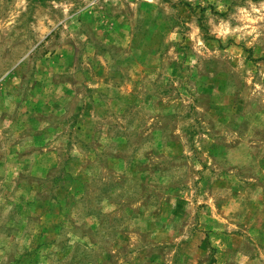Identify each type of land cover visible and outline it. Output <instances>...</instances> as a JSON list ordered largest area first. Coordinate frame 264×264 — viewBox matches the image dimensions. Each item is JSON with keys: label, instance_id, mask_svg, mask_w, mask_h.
<instances>
[{"label": "rangeland", "instance_id": "rangeland-1", "mask_svg": "<svg viewBox=\"0 0 264 264\" xmlns=\"http://www.w3.org/2000/svg\"><path fill=\"white\" fill-rule=\"evenodd\" d=\"M0 264H264V0H0Z\"/></svg>", "mask_w": 264, "mask_h": 264}]
</instances>
